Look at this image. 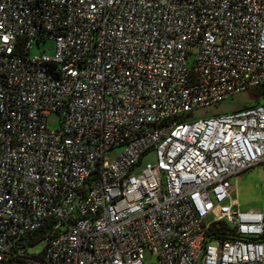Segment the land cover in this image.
<instances>
[{
  "label": "built area",
  "instance_id": "obj_1",
  "mask_svg": "<svg viewBox=\"0 0 264 264\" xmlns=\"http://www.w3.org/2000/svg\"><path fill=\"white\" fill-rule=\"evenodd\" d=\"M255 164L264 0H0V264H264Z\"/></svg>",
  "mask_w": 264,
  "mask_h": 264
},
{
  "label": "rangeland",
  "instance_id": "obj_2",
  "mask_svg": "<svg viewBox=\"0 0 264 264\" xmlns=\"http://www.w3.org/2000/svg\"><path fill=\"white\" fill-rule=\"evenodd\" d=\"M54 49V41L48 40L42 42L39 46L34 43L32 52L44 50L51 54ZM254 98L251 90H245L224 99L223 101L206 107H198L192 110L189 116L191 118H200L212 116L214 114L229 113L245 106L252 105ZM60 124L58 113H51L47 118V126L56 128ZM154 152L146 153L142 158V164L154 162ZM264 167L261 164H255L241 173L234 175L230 179L231 193L235 207L240 210L250 208L264 209ZM43 248V242L36 246L28 248L30 252H40ZM145 262L151 263L155 260L149 250H145Z\"/></svg>",
  "mask_w": 264,
  "mask_h": 264
},
{
  "label": "trees",
  "instance_id": "obj_3",
  "mask_svg": "<svg viewBox=\"0 0 264 264\" xmlns=\"http://www.w3.org/2000/svg\"><path fill=\"white\" fill-rule=\"evenodd\" d=\"M251 92H252V95L254 98L253 104L259 103L261 101L262 96H263V87L259 86V87L253 88V89H251ZM39 236H40V234L37 235V237H39Z\"/></svg>",
  "mask_w": 264,
  "mask_h": 264
}]
</instances>
